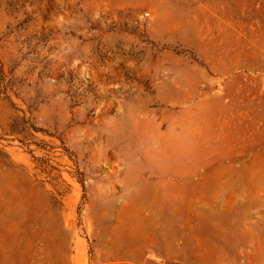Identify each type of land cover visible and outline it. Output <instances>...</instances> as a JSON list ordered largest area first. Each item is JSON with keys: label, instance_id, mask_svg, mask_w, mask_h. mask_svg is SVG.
Segmentation results:
<instances>
[{"label": "rangeland", "instance_id": "rangeland-1", "mask_svg": "<svg viewBox=\"0 0 264 264\" xmlns=\"http://www.w3.org/2000/svg\"><path fill=\"white\" fill-rule=\"evenodd\" d=\"M0 264H264V0H0Z\"/></svg>", "mask_w": 264, "mask_h": 264}]
</instances>
